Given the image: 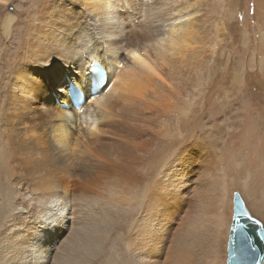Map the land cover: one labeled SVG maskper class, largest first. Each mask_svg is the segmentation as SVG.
Segmentation results:
<instances>
[{
	"label": "bare ground",
	"instance_id": "bare-ground-1",
	"mask_svg": "<svg viewBox=\"0 0 264 264\" xmlns=\"http://www.w3.org/2000/svg\"><path fill=\"white\" fill-rule=\"evenodd\" d=\"M16 1L0 0V264H223L227 191L211 177L232 145L171 126L219 100L214 69L198 105H176L206 44L195 1ZM94 60L106 84L75 110L68 82L82 90Z\"/></svg>",
	"mask_w": 264,
	"mask_h": 264
},
{
	"label": "rangeland",
	"instance_id": "rangeland-1",
	"mask_svg": "<svg viewBox=\"0 0 264 264\" xmlns=\"http://www.w3.org/2000/svg\"><path fill=\"white\" fill-rule=\"evenodd\" d=\"M11 1L13 0H9L7 5L5 4V9L12 11V7L16 8L13 6L16 2L18 3L15 5L22 6L20 1L14 0L12 3ZM191 1L193 4L194 1L196 3V6H191V9L199 10L196 14V23L198 29H204L203 39L206 40L203 42L206 44L202 45V50L198 47L195 49L199 51L198 54L193 50V53L184 61L188 66L187 68L190 66L189 62H196L197 65L194 63L192 65L199 66L191 76V80L186 84L187 91L182 89L183 95L176 105L177 107H184L187 102L191 103V106L192 104L198 105V101L195 100L198 97L197 90L198 88L201 90V85L205 83V80L210 82V79L213 78L214 69L215 71L219 69L222 72L220 75L222 76V83L214 88V93L219 100H226V103L223 107V105H220L223 103L216 99L213 100L212 96V103L208 105L207 109L206 106L202 107V112L199 107L194 108L192 111H190V107H185L188 109L189 116L193 114L200 115L195 120L198 124L192 127L188 119L190 126L182 129L181 126L179 127L181 120L176 112V121L172 122L171 126L172 128L176 127L177 133L186 134L185 132H190L193 135L192 137L199 135V138L203 139L202 142H228L232 145V148L228 146L219 148L220 156L222 155L219 160V166H221L219 168H223L225 173L216 171L219 173L211 177L215 178L217 191H220L224 186L227 191L223 207H221L223 212L226 208L228 217L223 247V264H225L226 243L232 216V196L234 192L240 194L247 211L260 220L264 226V216L251 208L252 201L264 199V171L260 174L262 177H258L259 182L255 184L252 180L249 181L250 200L242 191V185L240 184L243 179L247 178H245L246 175H253L254 168L264 158V130L256 129L260 127V123H263L262 126H264V0ZM218 27L219 29H217ZM213 34L214 36H212ZM194 57L195 59L192 60L191 58ZM65 81L66 77L63 79V82ZM179 90L181 91V89ZM53 102L59 104L56 99ZM105 129L108 130V127ZM74 138L75 136H73ZM103 141L104 137L102 135H98L92 140V142ZM153 153L155 152L153 151ZM70 154H73V149H70ZM75 160L74 157L73 161ZM231 180H235V185ZM0 183H3V180ZM1 211L2 208L0 207V213Z\"/></svg>",
	"mask_w": 264,
	"mask_h": 264
},
{
	"label": "water",
	"instance_id": "water-1",
	"mask_svg": "<svg viewBox=\"0 0 264 264\" xmlns=\"http://www.w3.org/2000/svg\"><path fill=\"white\" fill-rule=\"evenodd\" d=\"M263 260L264 227L247 211L240 194L234 192L225 264H262Z\"/></svg>",
	"mask_w": 264,
	"mask_h": 264
},
{
	"label": "snow or ice",
	"instance_id": "snow-or-ice-1",
	"mask_svg": "<svg viewBox=\"0 0 264 264\" xmlns=\"http://www.w3.org/2000/svg\"><path fill=\"white\" fill-rule=\"evenodd\" d=\"M133 55H135V53H133Z\"/></svg>",
	"mask_w": 264,
	"mask_h": 264
}]
</instances>
